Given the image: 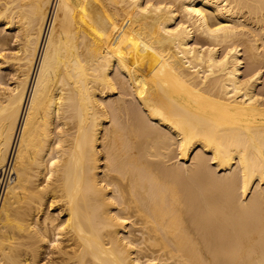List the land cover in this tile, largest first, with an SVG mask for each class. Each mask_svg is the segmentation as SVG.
I'll return each mask as SVG.
<instances>
[{
	"label": "bare ground",
	"instance_id": "bare-ground-1",
	"mask_svg": "<svg viewBox=\"0 0 264 264\" xmlns=\"http://www.w3.org/2000/svg\"><path fill=\"white\" fill-rule=\"evenodd\" d=\"M0 26V264H264V0H0Z\"/></svg>",
	"mask_w": 264,
	"mask_h": 264
},
{
	"label": "rangeland",
	"instance_id": "rangeland-1",
	"mask_svg": "<svg viewBox=\"0 0 264 264\" xmlns=\"http://www.w3.org/2000/svg\"><path fill=\"white\" fill-rule=\"evenodd\" d=\"M0 27H1V26H0ZM0 30H1V28H0ZM5 32H8V33L10 32V33L15 34V31H5ZM5 32H4V33H5ZM4 33H2V34L4 35ZM5 34H6V33H5ZM10 52H11V51H10ZM7 53H9V51H8ZM8 65H9V64H8ZM8 65H7V64H3L2 66H3V67H7ZM8 70H9V71H8ZM1 72H2L1 75L4 76V81L7 80L6 82H4L3 80H2V82H0L1 84L4 82V84H2V85L0 84V85H1V87H0L1 90H4V88H6L5 86L8 85L9 82H11V75H10V73H9V72H11V69H9V68H7V69H5V70L3 69ZM3 74H4V75H3ZM7 82H8V83H7ZM46 255H47V254L42 255V261H43L42 263H44L45 261H47L48 258H47ZM44 258H45V260H43Z\"/></svg>",
	"mask_w": 264,
	"mask_h": 264
}]
</instances>
